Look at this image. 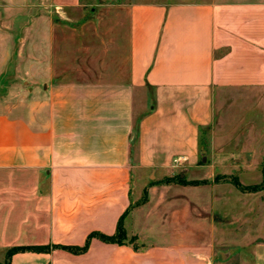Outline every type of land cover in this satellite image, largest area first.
Listing matches in <instances>:
<instances>
[{"label":"crops","instance_id":"0c3cea01","mask_svg":"<svg viewBox=\"0 0 264 264\" xmlns=\"http://www.w3.org/2000/svg\"><path fill=\"white\" fill-rule=\"evenodd\" d=\"M85 1L39 0L16 74L0 44V83L22 84L0 104V258L37 246L10 264H215L232 235L220 218L250 212L251 194L214 181L228 157L204 161L200 136L222 107L264 119V0ZM127 210L123 245L53 248L113 235ZM252 253L264 264V238Z\"/></svg>","mask_w":264,"mask_h":264},{"label":"rangeland","instance_id":"374dc122","mask_svg":"<svg viewBox=\"0 0 264 264\" xmlns=\"http://www.w3.org/2000/svg\"><path fill=\"white\" fill-rule=\"evenodd\" d=\"M117 1L119 0H87L82 2L79 10L90 12L114 9ZM39 9V0H0V44L10 50V62L16 65L13 74L18 70L19 54L25 52L27 45L35 42L34 25ZM42 9L44 12L53 10L47 4ZM20 86L21 83H0V104H18L19 93L14 88ZM221 101L227 100L223 98ZM252 113L245 108L234 110L222 107L215 114L214 130L201 133V155L205 158L204 161L211 160L213 155L228 157L225 167L221 166L214 176V181L226 188H236L232 180H237L243 187L260 185L262 181L264 119L263 116ZM247 120L252 123V126L249 125L250 130L245 126ZM135 186L136 184L134 190ZM242 193L251 194V211L246 210L243 216L239 215L228 222L227 219L220 218L221 229L224 233L230 231L232 235H227L228 242L219 243L215 264H253V245L256 240L264 238V198L257 192ZM249 238L255 241L250 242ZM4 259L0 258V264Z\"/></svg>","mask_w":264,"mask_h":264},{"label":"trees","instance_id":"16d2710c","mask_svg":"<svg viewBox=\"0 0 264 264\" xmlns=\"http://www.w3.org/2000/svg\"><path fill=\"white\" fill-rule=\"evenodd\" d=\"M171 181V180H169ZM175 181V180H174ZM178 183L184 184L185 182L183 180H176ZM197 182H191L190 184H196ZM232 184L240 191L242 192H259L264 190V164L262 167V181L260 185H254V186H249V187H243L240 185V183L237 180H232ZM128 213V210L120 217L118 220L117 226H116V231L113 235L107 236L99 233H91L86 241L83 247L77 248V247H66V246H54V249H62L65 251H68L72 254H83L87 251L90 241L92 238H97L100 241L104 243H109V244H117V245H123L126 240V235L123 229V219ZM49 251L48 247H37V246H21V247H13L9 249L6 254H5V259L4 262L1 264H10V258L12 255L15 253L19 252H46Z\"/></svg>","mask_w":264,"mask_h":264}]
</instances>
